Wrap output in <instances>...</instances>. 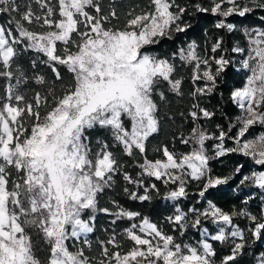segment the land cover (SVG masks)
I'll use <instances>...</instances> for the list:
<instances>
[{
    "label": "snow or ice",
    "instance_id": "6c2138e0",
    "mask_svg": "<svg viewBox=\"0 0 264 264\" xmlns=\"http://www.w3.org/2000/svg\"><path fill=\"white\" fill-rule=\"evenodd\" d=\"M192 7L210 12L218 18L215 27L231 33L237 29L228 18L264 10V0H209L208 7ZM3 14L10 19L0 25V78L7 81L0 96V264H215L205 221L216 229L211 241H232L231 254L220 261L231 264L247 242L236 217L250 222L253 238L264 237V210L259 216L245 209L226 212L208 199L213 189L229 184L242 171L240 165L229 175L213 173L210 161L229 153L259 166L261 170L243 175L239 183L264 195V28L243 29L247 48L231 49L244 54L241 66L247 73L229 97L239 114L226 128L218 124L216 132H209L201 121L211 120L215 113L202 107L198 98L217 90L232 60L219 54L227 51L222 37L212 43V55L207 50L201 55L195 42L171 56L153 51L192 27L185 20L188 8L176 0H147L146 6L123 15L114 5L106 11L102 0H0ZM28 51L37 54L32 67L38 60L46 64L60 82L58 87L20 68L18 57ZM177 60L190 67L193 85L186 117L192 127L187 135H179L187 150L161 145L154 149L159 158L149 159L146 143L160 130L158 101L166 100L161 86L183 95ZM61 68L68 73L67 82ZM30 80L44 91H22ZM97 129L109 139L98 137L93 144L89 133ZM227 140L235 146L226 147ZM121 155L139 158L135 176L125 170ZM117 175L126 182L124 193L140 201L152 199L149 189L159 192L156 183L145 184L146 178L161 181L168 188L164 198L176 202L168 222L181 229V235L190 226L201 229L205 238L195 245L179 243L142 217L123 230L130 242L126 250L113 232L107 240H98V255H89V234L95 231L98 212L114 216L113 224L140 217L115 200V211L99 207L101 194L114 187ZM193 183L207 206L184 211L179 204ZM127 185L143 188L144 194ZM258 264H264V253Z\"/></svg>",
    "mask_w": 264,
    "mask_h": 264
},
{
    "label": "trees",
    "instance_id": "16d2710c",
    "mask_svg": "<svg viewBox=\"0 0 264 264\" xmlns=\"http://www.w3.org/2000/svg\"><path fill=\"white\" fill-rule=\"evenodd\" d=\"M23 3V0H18ZM176 3L187 7L189 15L185 16V20L192 25L185 33L174 35L172 40H165L161 44L154 47L153 51L161 56H171L176 49L180 47H186L187 44L195 42L197 44V51L201 54H205L207 50L208 55H212L210 52L211 45L217 39L223 38L222 48L227 51H222L219 54L224 55L226 58L232 60V63L226 68L223 78L218 81V88L213 93L207 96H201L198 98L199 104L215 113L211 120H202L201 123L209 132H216V125H223L225 128L228 126L229 121H234L239 114V110L236 105L229 99L230 93L234 88L241 87L246 79V70L241 66V61L244 59V54L234 53L231 51L233 47L247 48V38L243 33L245 28H264V10H256L254 13L249 14L244 18L229 17L228 22L233 23L236 26V31L231 33L222 29H217L215 24L218 18L209 13L195 12L192 5L200 3L204 7L209 6V0H176ZM102 4L107 11L110 5H114L117 12L123 15L131 8L137 6H146L147 0H102ZM7 14L0 15V25H7L9 21ZM37 54L33 51L21 52L18 57V64L20 68L31 77L34 73L45 76L49 85L55 84L59 86V81L55 80L54 74L51 69L43 63L37 61V66L32 67V60L35 59ZM44 59V57H40ZM177 64V77L183 78L182 91L183 95L177 96L176 94L168 91L167 85L161 86V91L165 92L166 100L158 101L159 113H160V130L149 138L146 143V155L149 159L159 158V153L154 151L155 148L161 145H168L169 148L175 146L176 151H186V147L179 143V135L183 133L187 135L192 127L190 119H186L187 113L193 103L192 97L189 93L193 90V85L190 80V67L184 66L179 60ZM60 71L64 75L65 82L68 79V73L61 68ZM14 82V81H13ZM7 81L0 78V96L4 94ZM21 90L31 95V90L44 91L43 86L36 85L34 81H29L28 84L22 85ZM181 113H184L182 116ZM171 117V118H170ZM260 129L257 128L258 132ZM93 144L96 139L104 138L109 139L108 133L103 130H93L89 133ZM249 138H252L251 136ZM226 147H234V143L231 140H227ZM212 141L208 142L209 154L213 152ZM114 151L119 153L118 148H114ZM138 159H133L124 155L120 156L121 163L124 165L125 170L131 175L135 176L140 169L136 166ZM213 173L216 175H229L233 173V169L237 166L243 165L240 174L234 175V179L227 185H221L217 189L212 190V195L208 197L218 207L222 208L226 212L233 210L239 211L245 209L248 212L259 216L264 210V195L261 194L259 189L240 185L239 181L243 175L249 174L253 170H261L259 166L252 164L251 160L247 157H243L238 153H229L223 157H219L210 161ZM116 183L113 188L106 190L101 194L99 198V207H108L115 211L111 201L115 200L120 206L128 211L139 212L140 217H137L134 221L127 219L116 220L114 216L98 212L96 214L95 231L89 234V239L92 242V251L89 255H98V240H107L109 236L115 232L117 239L120 240L124 249L126 250L130 246V242L123 236V230L130 227L132 223H139L142 217H147L152 223L157 224L164 232L173 235L177 242L188 243L195 245L199 240L203 239L201 235V229H193L190 226L183 230L181 235V229L170 224L167 217L172 216L175 213L176 204L175 201L165 199V194L168 188L161 182L156 181L155 178H146L145 184L150 185L156 183L159 192L149 189L152 199L148 201L133 200L123 191L126 186V182L123 181L121 175L115 177ZM132 191H136L139 195H143V188H136L133 185H127ZM189 196L183 198L179 206L182 210L188 211L189 208L196 207L201 208L207 206L206 200H201L197 195V189L193 183L189 188ZM251 197V199H249ZM245 201L247 203L245 204ZM191 215V214H190ZM234 222L244 231L246 237V245L244 249L236 256L235 261L231 264H258V258L261 253H264V237L255 239L248 231L250 222L245 217H236ZM204 227H207L210 232L215 231V226L210 222L205 221ZM236 242H240L236 238ZM213 247L216 251L214 257L215 264H220V261L224 256L231 254L232 241L227 243H221L218 241H212ZM43 255L42 252L38 253Z\"/></svg>",
    "mask_w": 264,
    "mask_h": 264
},
{
    "label": "rangeland",
    "instance_id": "374dc122",
    "mask_svg": "<svg viewBox=\"0 0 264 264\" xmlns=\"http://www.w3.org/2000/svg\"><path fill=\"white\" fill-rule=\"evenodd\" d=\"M215 231H216V229H215ZM215 231H214V232H210V231H209L210 235H211V234H215ZM210 235H209V237H207V239H208L209 242L211 243L212 241H211V239H210ZM203 238H205V237H203ZM237 239H239V238H237Z\"/></svg>",
    "mask_w": 264,
    "mask_h": 264
}]
</instances>
